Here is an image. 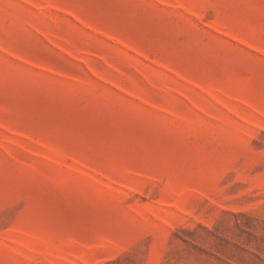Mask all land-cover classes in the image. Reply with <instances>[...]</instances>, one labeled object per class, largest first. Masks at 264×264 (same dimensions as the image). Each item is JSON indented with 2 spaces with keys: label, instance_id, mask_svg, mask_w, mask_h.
Masks as SVG:
<instances>
[{
  "label": "rangeland",
  "instance_id": "374dc122",
  "mask_svg": "<svg viewBox=\"0 0 264 264\" xmlns=\"http://www.w3.org/2000/svg\"><path fill=\"white\" fill-rule=\"evenodd\" d=\"M0 264H264V0H0Z\"/></svg>",
  "mask_w": 264,
  "mask_h": 264
}]
</instances>
